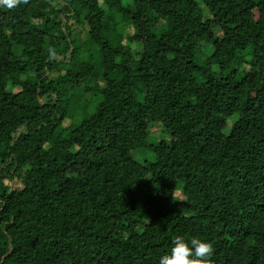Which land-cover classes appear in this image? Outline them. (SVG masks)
Segmentation results:
<instances>
[{"label":"trees","instance_id":"trees-1","mask_svg":"<svg viewBox=\"0 0 264 264\" xmlns=\"http://www.w3.org/2000/svg\"><path fill=\"white\" fill-rule=\"evenodd\" d=\"M177 235L264 264V0L0 3V264Z\"/></svg>","mask_w":264,"mask_h":264},{"label":"clouds","instance_id":"clouds-1","mask_svg":"<svg viewBox=\"0 0 264 264\" xmlns=\"http://www.w3.org/2000/svg\"><path fill=\"white\" fill-rule=\"evenodd\" d=\"M4 6L13 8L18 0H0ZM214 247L197 236L177 235L168 251L158 258V264H212Z\"/></svg>","mask_w":264,"mask_h":264},{"label":"rangeland","instance_id":"rangeland-1","mask_svg":"<svg viewBox=\"0 0 264 264\" xmlns=\"http://www.w3.org/2000/svg\"><path fill=\"white\" fill-rule=\"evenodd\" d=\"M157 132V130H155Z\"/></svg>","mask_w":264,"mask_h":264}]
</instances>
